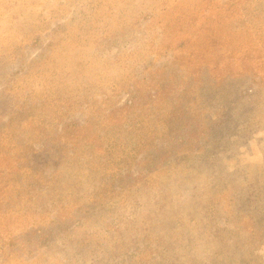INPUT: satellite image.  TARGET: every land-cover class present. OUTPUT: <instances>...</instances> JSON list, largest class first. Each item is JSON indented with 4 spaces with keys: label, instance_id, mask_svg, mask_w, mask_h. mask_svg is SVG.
Here are the masks:
<instances>
[{
    "label": "rangeland",
    "instance_id": "obj_1",
    "mask_svg": "<svg viewBox=\"0 0 264 264\" xmlns=\"http://www.w3.org/2000/svg\"><path fill=\"white\" fill-rule=\"evenodd\" d=\"M0 264H264V0H0Z\"/></svg>",
    "mask_w": 264,
    "mask_h": 264
}]
</instances>
